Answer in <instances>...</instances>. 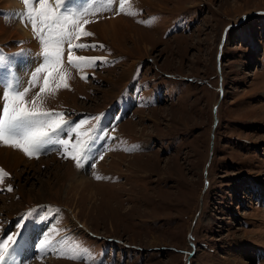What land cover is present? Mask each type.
<instances>
[{"label": "rangeland", "instance_id": "rangeland-1", "mask_svg": "<svg viewBox=\"0 0 264 264\" xmlns=\"http://www.w3.org/2000/svg\"><path fill=\"white\" fill-rule=\"evenodd\" d=\"M17 1L6 8L0 0V52L28 73L41 49L15 35V14L27 11ZM141 2L138 15L90 17L85 27L96 35L88 38L108 45L99 49L106 62L65 73L70 87L43 99L70 124L103 114L92 149L103 159L78 168L51 147L29 158L33 169L20 168L31 194L18 195L12 173L0 184V239L30 243L17 264H91L59 258L73 243L95 264H264V0ZM91 7L68 0L70 10ZM117 19V41L95 30ZM11 209L19 213L8 221Z\"/></svg>", "mask_w": 264, "mask_h": 264}, {"label": "snow or ice", "instance_id": "snow-or-ice-1", "mask_svg": "<svg viewBox=\"0 0 264 264\" xmlns=\"http://www.w3.org/2000/svg\"><path fill=\"white\" fill-rule=\"evenodd\" d=\"M22 2L27 11L15 15L25 22L26 26L29 23L32 25L41 45V62L27 73L28 78L25 80L23 70L20 72L16 70L15 58L7 57L0 52V90H2L0 91V146L19 150L29 158H39L40 154L55 147L56 150L64 153L65 158H71L78 168L83 167L90 159H103V153L98 157L92 156L93 144L100 138L96 133L100 131L99 121L103 118V114L70 124L64 113L47 110L42 106L44 100L41 94L51 95L60 88L70 87L64 71L65 46L68 52L67 65L80 72L85 68L94 67L96 60L102 59L77 55L78 51L103 48V45L78 42L82 38L94 35L85 27L92 22L89 17H97L104 12L126 15L138 13L126 11V5H130V0H91V8L71 10L68 8V0H55V5L50 0H22ZM114 5H118V12L114 9ZM81 78L87 80L86 75ZM36 87H40V92L28 99L30 90ZM92 120L97 121V124L87 132H81L80 129ZM73 135L77 140L75 143H70ZM101 135L107 136L108 133L101 132ZM81 136H86L87 139L82 140L79 138ZM8 176L9 173L0 168V184ZM96 179L102 177L97 176ZM6 190L13 191L11 186ZM18 236L19 242L17 237L11 234L0 239V264H17L16 256L22 246L27 244L23 235L18 234ZM47 239L44 237L39 242L41 251H46ZM9 242L14 247L10 248ZM58 255L59 258L72 260L87 257L91 260V264H95L90 250L83 248L79 243H73L71 248L67 251L61 250Z\"/></svg>", "mask_w": 264, "mask_h": 264}, {"label": "bare ground", "instance_id": "bare-ground-1", "mask_svg": "<svg viewBox=\"0 0 264 264\" xmlns=\"http://www.w3.org/2000/svg\"><path fill=\"white\" fill-rule=\"evenodd\" d=\"M16 2H18V1L17 0H2V3L4 5V7H6V8H9V7L11 8V6H15L16 5L15 4ZM90 2H91V0H90ZM15 7H17V5ZM76 7H77V5H76ZM119 21H120V19H117L116 21H112L111 20V22L108 23V26L107 25H101V26L100 25H96L95 26V30L97 29L96 30L97 33H100L101 35H102V32L101 31H104V32L108 33V35L111 38L110 40L113 39L112 41L115 42V41H117V39H119V37L121 36V31L123 30V28H122L123 27V24L120 25L119 24ZM121 23H123V22H121ZM18 26H19L18 27V33L15 34V35H18V38L20 40L25 39V40H28V41H30V40H33L34 41V39H35L34 43L32 45H30V47H33L34 49H41L40 43L38 42L37 38L34 36L35 33L34 34L30 33L27 29H25L24 27H22L20 25V23H19ZM0 32H2V31H0ZM105 37H108V36H106V35L102 36V38H105ZM40 53H41V51H40ZM40 53H39L38 59H34L32 61V66L29 69V71L35 69L37 67V65L41 62ZM16 66H17L16 67L17 72H20L21 70H23L24 79L27 80V78H28L27 77V71L23 68L24 62L23 61H19V63L16 64ZM66 69H67L66 73L71 71V69H69V68H66ZM0 91H2V90H0ZM36 93H37V91H36L35 88L31 89L30 92H29L28 99H31ZM41 96H42L43 99H46L50 95L47 94V93H42ZM53 157H55V156H53ZM54 159L55 158H53V161H54ZM35 163H36V159H33V161H31L28 156L24 155L19 150L12 149V148L7 147V146H0V167L2 169H4L7 173H12V175H13L12 181H14V184L16 182L18 183V186H19L18 195H20L21 198L24 197L30 190L28 188H26L24 186V184H23V187L20 186V183H21L22 179H23V183H24V181H29V180H27V178H25V176H23V174H26L27 171H24V170L21 171L20 168L21 167H25L26 169H30L31 170V169L34 168ZM28 174H29V172H28ZM55 177L57 179H59V180L62 179L60 173H57L55 175ZM41 185L42 186H41L40 190H42V192H46V193L53 186L51 184V181L50 180L47 183H43ZM32 191L33 190L30 191V194H31ZM35 197L38 200V202H41L40 200H43V196L41 197V195L36 194ZM18 213L19 212L17 211V209H11L9 211H6L5 217L8 219V221H11L12 219H14V217H16V215ZM26 241H27V244L23 246V249L26 248V247H28V249H29L30 243H29L28 239Z\"/></svg>", "mask_w": 264, "mask_h": 264}, {"label": "crops", "instance_id": "crops-1", "mask_svg": "<svg viewBox=\"0 0 264 264\" xmlns=\"http://www.w3.org/2000/svg\"><path fill=\"white\" fill-rule=\"evenodd\" d=\"M141 1V0H140ZM140 1L139 0H135V3H131L132 2V0H130V5H126V8H128V9H130V10H133V12H136V13H141V6H142V2L140 3ZM134 4V5H133ZM171 12H173V11H171ZM179 12V11H178ZM4 14H7V13H4ZM138 14H136V15H138ZM0 17H3V18H6L7 17V15H3V14H1L0 13ZM118 17H121V16H119V15H117V16H115V18L114 19H116V18H118ZM174 23V22H173ZM20 25L23 27H25V29H27L28 27L26 26V24H25V22H22V21H20ZM28 25H30V26H32L30 23L28 24ZM28 29H30V31L32 30V28H28ZM86 29H87V27H86ZM89 31H91L92 33H94V35H96V33H95V31H94V29H92V30H89ZM32 33H33V31H31ZM35 37H36V35H34ZM17 42H18V40H16L15 41V43H16V45H18L17 44ZM78 42H83V43H88V44H94V45H103V48H97V49H93V50H89V51H83V53L82 52H77V55H83V56H88V57H96V58H102V59H97L96 60V62H95V66L96 65H101V64H104L105 62H104V56L103 55H101V53L99 52V49H103V51H105L106 49H108V45L106 44V43H103V42H101L99 39H97V40H93V39H91V38H88V37H86V38H82L81 39V41H78ZM109 48H111V47H109ZM65 52L66 53H64V64H65V68H64V71H65V73H66V71H67V69L66 68H70L73 72H74V75L76 74H79L80 73V71H78L77 69H75V68H72V67H70V66H68L67 65V56H68V52H67V46H65ZM86 53V54H85ZM66 54V55H65ZM101 63V64H100ZM103 66V65H102ZM90 68H93V67H90ZM90 68H85L84 70H83V72H86L87 71V69H89V70H91ZM67 75H69L70 76V74L67 72L66 73ZM68 81L70 82V78L68 79Z\"/></svg>", "mask_w": 264, "mask_h": 264}, {"label": "water", "instance_id": "water-1", "mask_svg": "<svg viewBox=\"0 0 264 264\" xmlns=\"http://www.w3.org/2000/svg\"><path fill=\"white\" fill-rule=\"evenodd\" d=\"M214 113H215V127L217 126V122H218V119H217V106H216V108H215V111H214Z\"/></svg>", "mask_w": 264, "mask_h": 264}]
</instances>
